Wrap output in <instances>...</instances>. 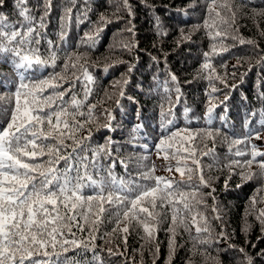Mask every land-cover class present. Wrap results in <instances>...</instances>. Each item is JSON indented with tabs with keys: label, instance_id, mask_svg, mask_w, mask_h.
Listing matches in <instances>:
<instances>
[{
	"label": "trees",
	"instance_id": "16d2710c",
	"mask_svg": "<svg viewBox=\"0 0 264 264\" xmlns=\"http://www.w3.org/2000/svg\"><path fill=\"white\" fill-rule=\"evenodd\" d=\"M42 2L43 0H27L25 5L32 9L37 19L41 15L38 6ZM209 2L210 0H128L132 11L129 16L121 0H52V10L47 17V26L38 47L46 57L47 40L56 42L59 44L60 59L55 68L44 67L26 75L39 80L47 78L53 72L63 73L69 83L75 82L73 91L77 94V99H83L84 87L88 82L79 65L83 64L88 69L94 83L88 85L92 92L81 111L87 113V106L90 104L95 105V108L93 120L78 135L89 136L90 129V138L84 143L92 149L106 145L109 140L112 142L108 146L112 150L111 159L116 160L114 172L117 177L128 179L130 173L136 178L139 173L155 165V176L180 181V174L175 170L177 160L171 158V153L180 147L179 138L173 142L172 148H168L169 159L165 160L163 151H160L159 158L157 156L156 146L161 137L184 129L193 134L201 130H212L215 142L205 139L201 132L194 141L184 144V147L191 144L197 148L196 159L199 160L204 179L210 187L200 185L198 175L195 171L192 173V188L199 187L197 199H203L204 203L196 205L191 213H183L190 231L177 227L174 252L169 249L170 215L167 221L157 226L154 239L148 240L144 238L142 227L135 222L129 227L128 233L119 230L113 232L117 227L115 217L105 213L103 223L99 224L98 231L95 232L94 241L89 238V224H85L83 232L73 228L76 233L74 238L88 243L87 250L83 246H66L69 251L65 253L57 245L55 250L50 247L47 249L49 257L37 258L50 259L52 264H57V260L59 264H72L73 261L85 264L92 261L95 254L103 264H169V261L170 264H242L246 254L251 258L252 264H264V225L257 219L260 210L264 209V180L259 176L257 164L254 163L249 168L230 163H243L250 159L253 146L257 151L264 152V128L259 124L262 118L260 112L264 109V99L261 98L264 95V0H216L214 7L220 12V17H216L215 12H207ZM222 3L230 5L236 13L234 24L231 23V12L220 7ZM66 7L72 9L71 20L66 24L67 38L61 42L57 34L60 31V18L65 15ZM18 11L16 0H6V6L0 7V14L6 17L8 23L17 27L22 19ZM101 14L112 22L97 25ZM118 16L123 19H117ZM206 18L209 24L215 21V29L203 27ZM222 19L228 20L229 24H223ZM129 20L134 27V36L123 31ZM97 26L102 27L103 31L95 45L89 47L88 43L83 42L87 39L85 34H93ZM216 29L226 33L227 38L221 37L214 41L208 33L211 31L214 35ZM233 36L237 39H232ZM220 39H223V47L227 51H221ZM240 39L246 42L240 43ZM129 41L135 47L131 51L123 50L121 43ZM214 43L216 53L212 51ZM205 52L209 53L207 62L212 66L208 70L202 68L206 62L203 55ZM67 53L75 54L70 64L76 61V56L82 58L77 62L76 69L69 67L65 73L64 58ZM130 65L132 70L129 72ZM212 69L215 71L212 72ZM208 73L213 76L211 81L205 78ZM172 75L176 76V82L171 80ZM216 76L223 82L216 79ZM76 77L80 79L76 80ZM5 79L15 80L16 77L12 66L0 58V81ZM125 79L127 84L123 83ZM57 83L63 84L57 91L69 87V83L59 80ZM177 86L181 93L178 103L175 91ZM213 87L217 89L216 92H212ZM9 90L14 91L15 85L11 89L0 86V94ZM51 93L52 89H47L44 95ZM208 93L214 99L210 100ZM226 95L227 101L220 104ZM64 99L70 101L71 93ZM210 104L213 106L211 124L206 119V110ZM3 106V102H0V107ZM161 106L165 112L171 108L173 113L167 117L174 120L173 124L166 126L167 130L161 128ZM185 109L188 110L187 113ZM109 112L112 116L110 121ZM3 123L4 119L0 116V125ZM109 123L110 127H104ZM216 129H219V135L215 134ZM256 132H259L260 139L255 138ZM181 135L187 136L188 133L181 131ZM234 139L243 142L233 145ZM66 143L71 145L72 141L68 140ZM161 147L167 148V143ZM213 148L214 152L202 155ZM237 150L249 155L237 156ZM186 155L188 153H181V156ZM260 159L264 157H257V160ZM183 163L182 160L181 164ZM187 164L196 168L191 160ZM170 165L171 172L167 171ZM241 173L245 176L249 173L256 175L247 180ZM187 175L186 172L185 180ZM178 188L186 193L192 190L188 184H180ZM209 192L211 196H208ZM176 195L178 198V192ZM189 203L195 205L196 201L189 197ZM213 206L216 207V212L212 211ZM177 207L182 208V205ZM197 213L207 218L205 224L200 215H197L200 226L208 227L209 232H196L191 218ZM217 215L219 219L215 218ZM80 223L84 224V221L81 220ZM125 223L127 222H121L119 228H123ZM92 244H95V249ZM240 248L245 252L241 253ZM108 249L113 254L110 255Z\"/></svg>",
	"mask_w": 264,
	"mask_h": 264
},
{
	"label": "snow or ice",
	"instance_id": "6c2138e0",
	"mask_svg": "<svg viewBox=\"0 0 264 264\" xmlns=\"http://www.w3.org/2000/svg\"><path fill=\"white\" fill-rule=\"evenodd\" d=\"M121 2L128 15L131 16L132 11L128 0H121ZM26 3L27 0H16V7L19 9L18 15L22 18L19 27L8 23L6 17L0 14V58L12 66L13 74L16 77L15 80L0 81V86L9 89L13 84L15 85L14 91L9 90L0 94V102L4 104L3 107H0V116L4 119V123L0 125V264H52L50 259L45 260L37 257H49L50 253L47 249L50 247L55 250L57 245L65 253L69 251V247L66 246L75 248L83 246L87 250L88 243L83 239L76 240L73 228L83 232L85 224H89V238L94 241L96 239L95 232L98 231L99 224L103 223L105 213L115 217L117 227L113 229V232L119 230L128 233L129 227L135 222L142 227L145 233L144 238L148 240L154 239L157 226L161 222L167 221L170 215L169 249L170 252H174L175 237L178 234L177 227H183L184 231H190L188 224L185 223L183 213H191L196 205L204 203L203 199H197L199 187L192 188V173L196 172L200 185L210 187L204 179L199 160L196 159L197 148L191 144L189 147H184V144L194 141L197 136L201 135V132L205 139H212L214 143L213 131L201 130V132L193 134L184 129L170 132L167 137H161L156 146L157 156L159 158L160 151H163L165 160L169 159L168 148H172L173 142L179 138L180 147L171 153V158L177 160L175 170L180 174V181L155 176V165L147 171L139 173L136 178H133L130 173H128V179L117 177L114 172L116 160L111 159L112 150L108 146L112 142L109 140L106 145L92 149L84 143L90 138L91 130L89 129V136L78 135L93 120L95 108V105L90 104L87 106V113L81 111L92 92L88 85L94 83L88 69L83 64L79 65L83 77L88 82L84 87L83 99H77V94L73 91L75 82L69 83L63 73L53 72L47 78L39 80H33L26 75L30 71L44 67L55 68L57 60L60 59L59 44L56 42L47 40L48 55L46 57L41 54L38 47L44 35L43 30L47 26V17L52 10V0H43L42 4L38 6L41 11L38 19L32 9L25 6ZM215 4L216 0H210L207 12L209 14L215 12L216 17H220V12L215 10ZM4 6H6V0H0V7ZM220 7L227 8L231 12V23L234 24L236 13L232 11L230 5L222 3ZM71 12L72 9L66 7L65 15L60 18V31L57 35L61 42L67 38L66 24L71 20ZM117 12H119V8H117ZM117 19L123 18L118 16ZM79 22L83 23V20ZM111 22L101 14L96 24L106 25ZM221 22L229 24L228 20L222 19ZM157 27L159 28V21H157ZM203 27L215 29V21L209 24L206 18ZM102 31V27H95L93 34H85L87 39L83 42L88 43L89 47H93ZM123 31L135 35L130 20ZM208 34L214 41L221 37L227 38V34L222 33L219 29L215 30L214 35L211 31ZM232 39H237V37L233 36ZM219 42L221 51H227V48L223 47V39H220ZM245 42L240 39V43ZM247 43H252V41H247ZM120 47L123 50L131 51L135 45L129 41L121 43ZM212 51L216 53L215 43L212 45ZM73 55L75 54H65V73L69 67L76 69L77 62L82 58L76 56V61L70 64ZM203 55L206 62L202 68L204 70L211 69V64L207 62L209 53L205 52ZM153 59L155 60V57ZM105 70H107V66ZM131 70L132 66L130 65L129 72ZM214 71L215 69H212V72ZM205 78L211 81L213 76L208 73ZM215 78L221 79L219 76ZM75 79L79 80L80 77ZM58 80L69 83V87L57 91L58 88L63 87L62 83H57ZM171 80L176 82V76L172 75ZM127 82V79L123 81L124 84ZM221 82H223L222 79ZM47 89H52V93L46 96L44 93ZM175 91L178 103L181 95L179 86ZM216 91L217 89L213 87L212 92ZM69 93H71V99L66 101L64 98ZM122 95L123 92H121ZM208 96L210 100L214 99L211 93H208ZM261 98L264 99V95ZM227 99L226 95L224 101L219 103L224 104ZM169 102L171 103V101ZM161 107V128L167 130L166 126L174 123L173 119H167V117L173 113L171 108L165 112L163 106ZM187 111L185 109L186 113ZM212 113L213 106L210 104L206 110V119L209 124L212 123ZM260 115L262 118L259 124L264 128V109H261ZM111 119L112 116L109 112L108 120ZM104 127H110V123L105 124ZM245 127H247V123ZM181 131L187 132L188 135L182 136ZM215 134L219 135V129L215 130ZM255 138H261L259 132H256ZM68 140L72 141L71 145L66 143ZM242 142L240 139H234L232 143L238 145ZM166 143L167 148H162L161 146ZM69 148L71 151H68ZM229 151H231V146ZM182 152L188 153V155L181 156ZM212 152H214V148L203 152L202 155H209ZM235 155L246 156L249 153L237 150ZM250 156L251 158L243 163L240 161H231L230 163L249 168L255 163L260 169V178L264 180V159L257 160V157H264V152L257 151L253 146ZM44 157L47 158L44 159ZM182 160L183 165L181 164ZM188 160H191V163L196 166L195 169L187 164ZM105 161L110 162L105 163ZM121 163L123 164L122 161ZM124 168L127 172L126 164ZM167 171H172L171 165ZM186 172L187 180H185ZM241 175L250 180L256 173H249L246 176L241 173ZM180 184H188L192 190L187 193L179 191ZM212 191L214 192L215 189ZM208 196H211V192L208 193ZM189 197L196 201L195 205L189 203ZM253 203H255V198H253ZM177 205H182V208ZM212 211H217L215 206ZM197 215H200V219L205 224L207 223V218L203 215L199 213L193 215L191 219L196 232H209L208 227L200 226ZM92 217L95 219H91ZM215 218L219 219V216L217 215ZM257 219L264 225V209L260 210ZM81 220L84 221V224L80 223ZM123 221L127 223L123 228H119ZM124 242L126 244L127 236L124 237ZM202 242L207 243V241ZM95 247V244H92V248L95 249ZM239 251L245 252L243 248H240ZM108 252L110 255L113 254L111 249H108ZM57 264H59V260H57ZM72 264H79V262L73 261ZM85 264H103V262L98 260L97 255L94 254L92 261L85 262ZM242 264H252L251 258L245 254Z\"/></svg>",
	"mask_w": 264,
	"mask_h": 264
}]
</instances>
